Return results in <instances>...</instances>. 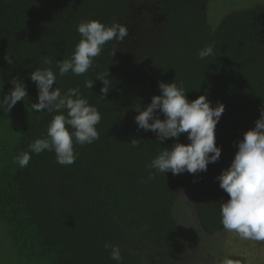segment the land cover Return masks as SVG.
Masks as SVG:
<instances>
[{"label":"trees","instance_id":"trees-1","mask_svg":"<svg viewBox=\"0 0 264 264\" xmlns=\"http://www.w3.org/2000/svg\"><path fill=\"white\" fill-rule=\"evenodd\" d=\"M211 0H0V100L24 82L28 96L0 108V263L117 264L106 242L119 245L122 264H199L211 261L179 224L182 197L194 206L207 234L222 231L220 204L230 197L217 177L230 167L238 142L255 127L264 107V3L208 23ZM126 25L123 42L109 41L83 75H59L57 60L70 59L81 40V22ZM214 42L213 55L199 51ZM115 53V55H114ZM12 59V63L7 62ZM51 60L45 64L44 59ZM51 67L53 90L79 88L101 114L99 139L74 144L72 165L54 151L32 153L27 167L14 157L46 138L59 113L35 112L38 89L30 74ZM109 72V93L96 80ZM92 80V89L85 81ZM183 85L189 101L206 95L226 106L216 127L220 160L198 174H165L147 167L165 148L187 144V134L157 142L138 129L134 110L160 95L159 83ZM66 114V112H65ZM163 119V115L160 116ZM67 127V126H66ZM142 141L139 147L130 143ZM155 178L148 179L149 173ZM236 264L244 257L227 256Z\"/></svg>","mask_w":264,"mask_h":264},{"label":"clouds","instance_id":"clouds-1","mask_svg":"<svg viewBox=\"0 0 264 264\" xmlns=\"http://www.w3.org/2000/svg\"><path fill=\"white\" fill-rule=\"evenodd\" d=\"M77 31L82 38L71 58L57 60L60 76L69 72L76 76L85 74L94 66V58L102 53L107 42H123L129 35L126 25L114 22L108 26L97 20L81 22ZM213 48L214 42L205 46L199 51V58L213 55ZM6 60L12 63L11 58ZM44 63L50 65L52 62L45 58ZM108 75L109 72L100 73L96 78L104 84L99 97L101 99H105L109 93ZM30 79L38 89V103L31 104L33 111L42 113L46 110L48 113L59 114L51 120L47 137L36 139L29 145L28 151L13 158L14 163L21 168L27 167L32 153L39 155L47 150L55 152L58 164H74L78 158L74 144H92L100 138L96 128L102 119L100 112L83 98L79 88H70L63 94L59 87L53 90L57 76L51 67L36 69L30 74ZM94 82L86 80L85 87L92 89ZM11 84L14 88L0 100V108L6 107L7 112L28 96L24 82L15 78ZM159 89L161 94L154 96L146 108L141 104L135 106L138 129L155 133L160 144L172 138L179 141L182 134H187L189 143L176 142L171 149L165 148L147 167L163 174L171 172L173 175L206 172L209 164L217 163L222 154V147H218L216 142V127L226 106L217 102L213 107L207 94L189 101L183 85L178 86L175 81L160 82ZM141 142L133 139L130 144L135 148ZM154 178L155 173L150 172L148 179ZM217 180L220 188L230 197L220 204L223 228L238 233L243 239L264 241V107L260 110V118L255 122V127L244 133L243 139L238 142V151L230 167ZM104 247L111 250L112 260L122 264L119 245L106 242ZM220 264L236 262L225 258Z\"/></svg>","mask_w":264,"mask_h":264},{"label":"rangeland","instance_id":"rangeland-1","mask_svg":"<svg viewBox=\"0 0 264 264\" xmlns=\"http://www.w3.org/2000/svg\"><path fill=\"white\" fill-rule=\"evenodd\" d=\"M262 3L264 0H211L207 12L208 23L216 28L228 13L252 8ZM175 215L184 231L210 256L211 261L199 264H220L223 259L231 255L244 257L246 264H264V241L243 239L238 233L225 229L215 234L205 233L188 197H182L179 200Z\"/></svg>","mask_w":264,"mask_h":264}]
</instances>
